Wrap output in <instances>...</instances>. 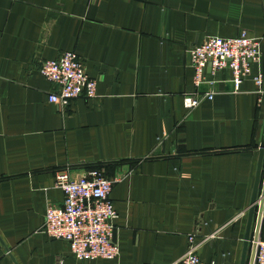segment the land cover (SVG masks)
Here are the masks:
<instances>
[{"label": "crops", "instance_id": "1", "mask_svg": "<svg viewBox=\"0 0 264 264\" xmlns=\"http://www.w3.org/2000/svg\"><path fill=\"white\" fill-rule=\"evenodd\" d=\"M243 30L263 55L240 89L211 66L197 87L188 48ZM66 51L97 95L63 108L40 64ZM259 73L264 0H0V264H171L195 232L215 234L199 247L204 264H241L264 135ZM195 91L214 97L189 110ZM99 166L123 174L110 195L120 255L79 260L44 232L45 213L64 201L59 170ZM257 220L258 208L245 264Z\"/></svg>", "mask_w": 264, "mask_h": 264}, {"label": "built area", "instance_id": "2", "mask_svg": "<svg viewBox=\"0 0 264 264\" xmlns=\"http://www.w3.org/2000/svg\"><path fill=\"white\" fill-rule=\"evenodd\" d=\"M188 52L197 87L205 81V70L211 66L213 72L231 69L235 90H239L251 75L252 63L260 62L263 55L260 39L249 36L246 30L232 37L206 36L202 42L191 45ZM40 72L58 85V91L49 94V101L63 108H68L79 96L92 98L97 95L96 80L89 76L84 61L74 51H66L57 59L43 60ZM263 77L259 73L253 78L258 85H262ZM213 97V91L203 95L195 91L185 95L184 105L192 110L203 100ZM122 175L110 178L102 166L84 172H73L68 168L59 170L56 173V187L63 190L64 201L59 206H48L44 232L55 239L69 242L74 256L79 260L117 258L120 255L115 225L118 215L110 195ZM214 235L205 236L202 241L197 239L196 232L188 235L185 252L171 264H204L199 247ZM256 246L254 264H264V239L258 240Z\"/></svg>", "mask_w": 264, "mask_h": 264}, {"label": "water", "instance_id": "3", "mask_svg": "<svg viewBox=\"0 0 264 264\" xmlns=\"http://www.w3.org/2000/svg\"><path fill=\"white\" fill-rule=\"evenodd\" d=\"M263 174H264V135H263L262 144L260 148V156H259L257 174H256L253 196H252V205L249 208L248 225H247L246 235L244 238V252H243V259H242L241 264L246 263L247 250H248L249 241H250V237L252 233L254 215L256 212V208H258L257 228L255 231L254 244H253L252 256H251V261H250V264L255 263V254H256V248H257L256 241H257L258 232L260 230L261 215H262V210H263V205H264V182H263L261 193L259 194L260 184H261Z\"/></svg>", "mask_w": 264, "mask_h": 264}]
</instances>
